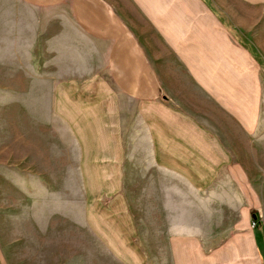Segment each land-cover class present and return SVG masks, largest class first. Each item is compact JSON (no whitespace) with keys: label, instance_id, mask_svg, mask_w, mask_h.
<instances>
[{"label":"rangeland","instance_id":"rangeland-1","mask_svg":"<svg viewBox=\"0 0 264 264\" xmlns=\"http://www.w3.org/2000/svg\"><path fill=\"white\" fill-rule=\"evenodd\" d=\"M115 1L129 12L130 0ZM150 1L133 0L139 8ZM205 1L217 33L204 36V27L200 39L215 51L195 55L215 84L201 90L199 131L180 137V164L163 148L168 142L169 152L176 151L166 135L145 126L139 105L108 100L118 90L105 60L92 55L88 70L74 69L85 77L72 90L82 94L74 96L82 100L73 109L88 112L87 149L59 117L55 131L28 133L35 154L46 148L36 166L57 174L49 183L58 197L79 206L88 200V231L73 228L83 245L61 263L264 264V0ZM22 105L0 104V154L8 159L0 171L18 172L17 142L26 136L18 131ZM9 208L16 210L14 198Z\"/></svg>","mask_w":264,"mask_h":264},{"label":"crops","instance_id":"crops-1","mask_svg":"<svg viewBox=\"0 0 264 264\" xmlns=\"http://www.w3.org/2000/svg\"><path fill=\"white\" fill-rule=\"evenodd\" d=\"M129 4L126 12L115 0H0V104L23 102L18 131L26 134L17 142L18 172L0 171V261L64 264L73 260L74 246L83 245L82 238L74 239L73 228L88 231V200L79 206L58 197L49 183L57 174L36 166L37 159L47 157L46 148L35 154V138L28 133L55 131L59 117L87 149L88 112L73 109L72 102L82 100L74 96L82 94L72 90L76 78L85 77L74 69L88 70V57L103 58L110 70L118 93L108 100L139 105L145 126L176 146L169 152L163 142L174 164H180V137L199 131L201 90L209 92L215 83L195 54L215 51L203 47L200 37L204 27V36H216V16L205 0H151L143 8L133 0ZM5 158L1 153L3 170ZM69 175L72 180L74 174ZM86 175L77 177L84 181ZM13 198L15 211L9 208Z\"/></svg>","mask_w":264,"mask_h":264},{"label":"trees","instance_id":"trees-1","mask_svg":"<svg viewBox=\"0 0 264 264\" xmlns=\"http://www.w3.org/2000/svg\"><path fill=\"white\" fill-rule=\"evenodd\" d=\"M255 228H257L260 231L261 230V223H259V224L255 223Z\"/></svg>","mask_w":264,"mask_h":264}]
</instances>
